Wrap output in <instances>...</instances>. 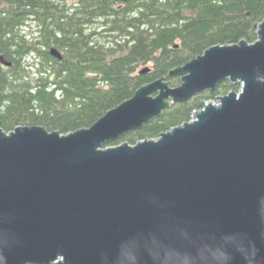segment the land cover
<instances>
[{
  "label": "water",
  "instance_id": "obj_1",
  "mask_svg": "<svg viewBox=\"0 0 264 264\" xmlns=\"http://www.w3.org/2000/svg\"><path fill=\"white\" fill-rule=\"evenodd\" d=\"M256 35L208 48L168 73L178 86L145 84L89 128L0 129V264H264V20ZM224 82L239 88L190 121L109 146Z\"/></svg>",
  "mask_w": 264,
  "mask_h": 264
},
{
  "label": "trees",
  "instance_id": "obj_2",
  "mask_svg": "<svg viewBox=\"0 0 264 264\" xmlns=\"http://www.w3.org/2000/svg\"><path fill=\"white\" fill-rule=\"evenodd\" d=\"M0 0V129L41 126L70 134L91 127L141 86L216 45L257 40L264 0ZM62 60L53 59L50 49ZM149 72L140 75L139 71ZM200 102L171 104L122 142L158 138L191 120L205 102L239 86L222 83Z\"/></svg>",
  "mask_w": 264,
  "mask_h": 264
},
{
  "label": "flooded vegetation",
  "instance_id": "obj_3",
  "mask_svg": "<svg viewBox=\"0 0 264 264\" xmlns=\"http://www.w3.org/2000/svg\"><path fill=\"white\" fill-rule=\"evenodd\" d=\"M129 1V0H128ZM128 1H126V2H122L121 0H116V2H118L117 4L118 5H120V4H126ZM71 2V4L72 3H76V2H78L77 0H72V1H70ZM221 85H222V83H221ZM221 85H219L218 87H217V89H216V93H217V91H219V89H221L220 87H221ZM210 92L209 91H204L203 93H201V94H198V95H196L195 97H193L192 99H196L197 98V102H196V104L198 103V102H200L207 94H209ZM215 93V94H216ZM211 94V93H210ZM214 94V95H215ZM224 95V94H223ZM218 97H221V95H219V96H217V98ZM198 110H200V109H197V111ZM196 111V110H195Z\"/></svg>",
  "mask_w": 264,
  "mask_h": 264
},
{
  "label": "rangeland",
  "instance_id": "obj_4",
  "mask_svg": "<svg viewBox=\"0 0 264 264\" xmlns=\"http://www.w3.org/2000/svg\"><path fill=\"white\" fill-rule=\"evenodd\" d=\"M225 95H226V94H225ZM221 96H224V95H221ZM217 100H218V99L213 100L212 102L215 103V102H217ZM207 102H208V101H207ZM122 143H125V142H122ZM122 143H121V144H122ZM116 146H117V145H116Z\"/></svg>",
  "mask_w": 264,
  "mask_h": 264
}]
</instances>
